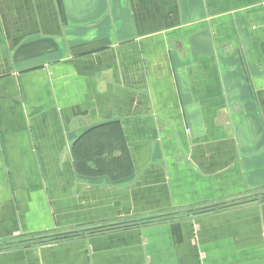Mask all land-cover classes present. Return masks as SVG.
<instances>
[{
  "label": "crops",
  "instance_id": "crops-1",
  "mask_svg": "<svg viewBox=\"0 0 264 264\" xmlns=\"http://www.w3.org/2000/svg\"><path fill=\"white\" fill-rule=\"evenodd\" d=\"M0 264H264V0H0Z\"/></svg>",
  "mask_w": 264,
  "mask_h": 264
}]
</instances>
